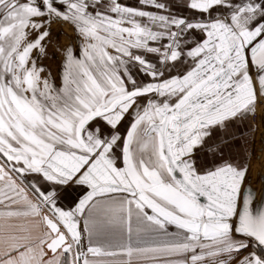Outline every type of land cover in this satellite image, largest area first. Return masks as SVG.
Listing matches in <instances>:
<instances>
[{
    "label": "snow or ice",
    "instance_id": "6c2138e0",
    "mask_svg": "<svg viewBox=\"0 0 264 264\" xmlns=\"http://www.w3.org/2000/svg\"><path fill=\"white\" fill-rule=\"evenodd\" d=\"M254 162L264 0H0V264H264Z\"/></svg>",
    "mask_w": 264,
    "mask_h": 264
},
{
    "label": "rangeland",
    "instance_id": "374dc122",
    "mask_svg": "<svg viewBox=\"0 0 264 264\" xmlns=\"http://www.w3.org/2000/svg\"><path fill=\"white\" fill-rule=\"evenodd\" d=\"M65 31H69V34H71L70 30H68L67 28H65ZM61 39L63 40V37H61ZM256 138H257V147H259V133H257ZM263 170L264 168H261L258 163L256 162L253 163L251 179L253 181V186L257 189L260 187V183H258V176H259V173H261Z\"/></svg>",
    "mask_w": 264,
    "mask_h": 264
},
{
    "label": "water",
    "instance_id": "95a60500",
    "mask_svg": "<svg viewBox=\"0 0 264 264\" xmlns=\"http://www.w3.org/2000/svg\"><path fill=\"white\" fill-rule=\"evenodd\" d=\"M262 172H264V170L262 171ZM253 182V181H252ZM258 183H260V181H259V176H258ZM254 187V186H253ZM255 188V187H254Z\"/></svg>",
    "mask_w": 264,
    "mask_h": 264
}]
</instances>
